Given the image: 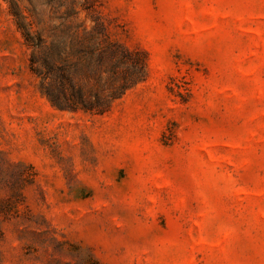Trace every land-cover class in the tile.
Listing matches in <instances>:
<instances>
[{"label":"rangeland","instance_id":"374dc122","mask_svg":"<svg viewBox=\"0 0 264 264\" xmlns=\"http://www.w3.org/2000/svg\"><path fill=\"white\" fill-rule=\"evenodd\" d=\"M14 1L47 38L49 0ZM97 10L146 55L103 115L41 95L0 0V264H264V0Z\"/></svg>","mask_w":264,"mask_h":264},{"label":"trees","instance_id":"16d2710c","mask_svg":"<svg viewBox=\"0 0 264 264\" xmlns=\"http://www.w3.org/2000/svg\"><path fill=\"white\" fill-rule=\"evenodd\" d=\"M8 3L25 45L31 49L29 69L53 108L103 115L146 79L145 53L109 38L97 10L101 0H49L54 16L47 38L43 30L32 31L33 19L16 1Z\"/></svg>","mask_w":264,"mask_h":264}]
</instances>
